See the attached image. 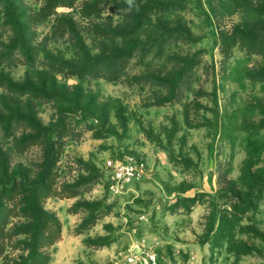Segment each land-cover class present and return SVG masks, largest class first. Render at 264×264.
Here are the masks:
<instances>
[{
  "label": "rangeland",
  "instance_id": "obj_1",
  "mask_svg": "<svg viewBox=\"0 0 264 264\" xmlns=\"http://www.w3.org/2000/svg\"><path fill=\"white\" fill-rule=\"evenodd\" d=\"M140 248L264 264V0H0V264Z\"/></svg>",
  "mask_w": 264,
  "mask_h": 264
},
{
  "label": "built area",
  "instance_id": "obj_2",
  "mask_svg": "<svg viewBox=\"0 0 264 264\" xmlns=\"http://www.w3.org/2000/svg\"><path fill=\"white\" fill-rule=\"evenodd\" d=\"M134 168L131 164H120L115 172L114 179L119 182L132 178L135 175ZM119 264H160V260L156 252L140 248L126 254Z\"/></svg>",
  "mask_w": 264,
  "mask_h": 264
},
{
  "label": "trees",
  "instance_id": "obj_3",
  "mask_svg": "<svg viewBox=\"0 0 264 264\" xmlns=\"http://www.w3.org/2000/svg\"><path fill=\"white\" fill-rule=\"evenodd\" d=\"M81 49V51H82V55L87 59V62H88V64L87 65H93V63L91 62V54L89 53V52H87V50L85 49V47L84 48H80ZM90 56V59L88 58ZM63 65H79V64H69V63H63ZM39 211V210H38ZM36 217H37V219L38 220H41L42 219V213L40 214V213H38V212H36Z\"/></svg>",
  "mask_w": 264,
  "mask_h": 264
}]
</instances>
